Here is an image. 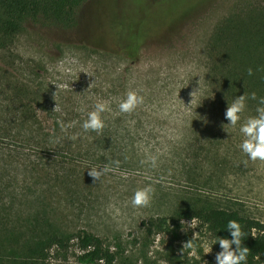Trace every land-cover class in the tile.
<instances>
[{
    "label": "rangeland",
    "instance_id": "374dc122",
    "mask_svg": "<svg viewBox=\"0 0 264 264\" xmlns=\"http://www.w3.org/2000/svg\"><path fill=\"white\" fill-rule=\"evenodd\" d=\"M87 8L70 29L28 22L0 48V264H101L83 257L81 231L99 236L114 264H214L219 244L211 246L208 227L177 215L232 207L264 223V162L240 151L239 122L221 127L227 103L251 92L247 70L262 72L264 42L248 43L262 32L264 0H98ZM122 22L153 40L132 57L105 35L124 32ZM196 74L201 90L190 101ZM129 90L143 103L120 113ZM98 101L109 102L105 127L84 133ZM256 106L248 100L243 115ZM104 165L112 171L93 183L88 168ZM148 183L150 206L134 209L132 193ZM181 219L196 227L183 231ZM194 232L200 239L181 251Z\"/></svg>",
    "mask_w": 264,
    "mask_h": 264
},
{
    "label": "trees",
    "instance_id": "16d2710c",
    "mask_svg": "<svg viewBox=\"0 0 264 264\" xmlns=\"http://www.w3.org/2000/svg\"><path fill=\"white\" fill-rule=\"evenodd\" d=\"M98 0H0V48H5L14 37L19 34L28 22H37L42 25L56 26L61 29H70L77 22V16L81 9L88 5V10ZM155 1V0H154ZM85 10V11H86ZM124 32L113 30L105 33L110 38L112 50L132 57L140 45L151 39H139L127 24L121 23ZM259 33V30L256 34ZM87 36L88 32H87ZM94 38V37H92ZM260 40L264 42V22L262 32L257 37L251 35L249 47L256 48ZM98 42V41H97ZM96 42V43H97ZM98 43L104 44L101 41ZM107 47V46H106ZM106 50V48H104ZM107 51H110L109 49ZM264 53V44H263ZM262 72L259 75L249 76L251 92H255L257 98L264 96V55L262 56ZM237 81L234 80V84ZM248 85V84H246ZM179 218H197L205 224L215 239L228 237L225 225L229 220L240 223L245 237L242 238V246L249 248L247 264H264V223L242 214L232 207L207 206L200 209H185L177 215ZM77 246L83 252V257L91 262L101 264H114L115 257L97 235L81 231L75 235ZM55 244L62 245L63 240L51 237ZM234 247V246H233ZM220 251V248H219ZM26 264V263H25Z\"/></svg>",
    "mask_w": 264,
    "mask_h": 264
},
{
    "label": "clouds",
    "instance_id": "9594fccd",
    "mask_svg": "<svg viewBox=\"0 0 264 264\" xmlns=\"http://www.w3.org/2000/svg\"><path fill=\"white\" fill-rule=\"evenodd\" d=\"M71 64H76L77 60L72 58L68 61ZM86 73V72H84ZM87 74V73H86ZM247 74L252 75V69L247 70ZM199 80L197 81L198 87L189 93L190 101H195V94L200 92L201 77L199 74ZM56 85V84H54ZM57 88V85H56ZM256 100L257 106L255 107V115L244 116L247 109V101ZM143 103V96L139 95L137 90H129L125 93L124 98L118 103V110L120 113H131L138 105ZM201 102L198 104L200 105ZM197 105V106H198ZM196 106V107H197ZM53 111H59L58 105L55 104ZM109 110L108 101H98L92 106V110L86 112V118H84L80 124L81 129L84 133L89 131L99 132L105 127V121L102 116L103 113ZM83 111V109H81ZM224 118L228 121L225 123L228 128H225V124L221 127L223 131L229 132L232 129H237L238 133L242 136V140L238 147L240 151L247 156L248 161H260L264 162V96L257 98L255 92L243 93L237 95L231 103H227ZM204 119V118H203ZM206 122V121H205ZM75 122L68 124H61V130L73 127ZM81 134L76 133L68 137L69 140H76ZM62 137H56L54 143L59 144ZM148 162L151 167H156V157H149ZM145 163V161H141ZM111 165L119 166V161H112ZM112 171L110 165H104L102 167L88 168V175L92 177L93 183L97 182L102 175ZM155 188L152 183H148L141 188L136 189L131 196L130 204L135 208L149 207L153 198ZM181 228L183 231L195 228L196 223L193 220L185 222L183 219L180 220ZM228 230V237H219L211 242L213 244H219L220 251L216 252L214 257V264H247V258L249 255V248L242 246V238L245 237V233L242 231L241 225L236 220H229L225 225ZM200 239L199 233L194 232L192 238L187 242L183 243L182 249H192L194 242ZM211 246L204 248V253L211 251ZM234 246V247H233Z\"/></svg>",
    "mask_w": 264,
    "mask_h": 264
}]
</instances>
